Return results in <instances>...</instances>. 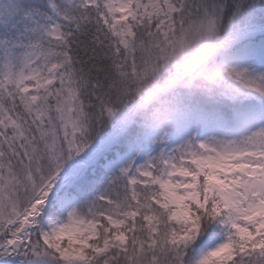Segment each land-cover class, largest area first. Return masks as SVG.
Listing matches in <instances>:
<instances>
[{
  "label": "snow or ice",
  "instance_id": "1",
  "mask_svg": "<svg viewBox=\"0 0 264 264\" xmlns=\"http://www.w3.org/2000/svg\"><path fill=\"white\" fill-rule=\"evenodd\" d=\"M0 264H264V0H0Z\"/></svg>",
  "mask_w": 264,
  "mask_h": 264
}]
</instances>
